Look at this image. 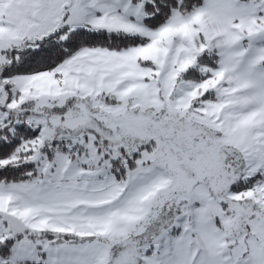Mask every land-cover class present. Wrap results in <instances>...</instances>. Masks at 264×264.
<instances>
[{
	"label": "snow or ice",
	"instance_id": "obj_1",
	"mask_svg": "<svg viewBox=\"0 0 264 264\" xmlns=\"http://www.w3.org/2000/svg\"><path fill=\"white\" fill-rule=\"evenodd\" d=\"M0 264H264V0H0Z\"/></svg>",
	"mask_w": 264,
	"mask_h": 264
}]
</instances>
